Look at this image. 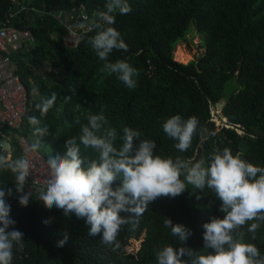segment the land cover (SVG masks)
Listing matches in <instances>:
<instances>
[{"label": "trees", "instance_id": "trees-1", "mask_svg": "<svg viewBox=\"0 0 264 264\" xmlns=\"http://www.w3.org/2000/svg\"><path fill=\"white\" fill-rule=\"evenodd\" d=\"M126 2L131 12L113 13L115 23L111 26L120 32L128 50H113L108 60H125L139 71L134 89L127 88L117 74L100 71L105 61L88 42L95 29L73 27L95 19L94 13L105 10L106 0H0V29L13 27L34 38L17 51L3 52L9 55L13 72L29 98V112L20 129L13 131V138L24 137L30 147L39 139L42 147L35 152L47 162L49 156L64 154L65 141L79 135L89 115L102 112L107 120L104 128L116 130L114 146L118 149L122 128L127 126L141 133L139 139L154 141V155L161 158L181 157L192 164L201 146L207 164L217 150L229 148L234 156L239 154L241 159L264 168V0ZM18 3L21 9L16 12ZM56 12H66L67 20L55 16ZM192 28L202 37L205 53L184 65L176 62L174 52ZM71 30L79 34V43L73 47L66 41ZM232 81L235 83L227 90L230 93L221 109L227 127L204 136L203 128L213 119L212 107L224 99ZM53 93L56 103L41 116L36 105ZM174 115L198 119L191 146L185 152L177 150V141L162 129L163 122ZM31 116L48 127L47 135H34L28 122ZM138 145L139 140L134 141V147ZM3 152L0 148V154L9 161L24 157L17 142L12 144L11 155ZM80 155L85 166L97 159L96 153L83 145ZM14 185V174L0 170V187ZM120 185L117 179L113 190ZM25 191L33 192L27 207L19 205L15 190L12 197H6L11 205L10 218L24 234L23 250L14 246L12 264H156V251L169 245L208 254L211 250L204 248L202 225L210 217L223 219L225 215L212 190L187 185V190L175 198L161 196L150 202L139 216L121 212L128 222L117 236L120 247L114 249V245L102 242V234L90 236L84 219L74 214L66 217L56 207L45 208L34 185L26 182ZM164 219L185 226L192 235L180 242L164 226ZM45 220L49 223H43ZM252 223L260 224L254 234L247 230ZM241 232L242 242L254 244L264 257V221H247L235 230L234 238L240 239ZM64 233L68 239L58 247Z\"/></svg>", "mask_w": 264, "mask_h": 264}, {"label": "clouds", "instance_id": "clouds-1", "mask_svg": "<svg viewBox=\"0 0 264 264\" xmlns=\"http://www.w3.org/2000/svg\"><path fill=\"white\" fill-rule=\"evenodd\" d=\"M104 8L94 13L95 19L73 27L87 31L95 29L96 34L88 42L98 58L105 61L100 71L117 74L127 88L134 89L137 86L134 77L139 71L125 60L114 63L108 60L113 50H128L120 32L111 25L115 23L113 13L126 15L131 12V7L126 0H106ZM84 19L88 20L87 17ZM56 100V93L41 99L36 105L41 116L47 114ZM87 119L88 123L81 126L79 135L65 141L64 154L47 159L49 178L38 197L45 208L56 207L63 210L66 217L74 214L76 218L84 219L90 236L102 234V242L114 245L116 249L120 247L117 236L121 226L128 222L120 216L121 212L139 216L150 202L161 196L175 198L187 190V185L201 191L207 187L221 201L220 211L225 214L223 219L210 217L209 222L202 225L204 248L211 251L198 254L191 249H174L169 245L156 251V264H264L259 249L254 244L242 242V232L240 239L234 238L235 230L247 221H264V168L241 159L239 154L234 156L229 148L217 150L207 164L203 160L189 164L181 157L175 160L161 158L154 155V141L139 139L141 133L127 126L122 128V144L118 149L114 146L116 130L104 128L107 120L102 112L89 115ZM28 122L37 137L48 134V127L42 126L40 118L31 116ZM197 125L195 116L184 120L180 115H174L163 122L162 129L169 138L177 141L174 147L185 152L191 146ZM102 129L103 134H99ZM136 140H139L138 147H134ZM0 143L7 144V140ZM81 145L97 155V159L86 166L80 155ZM41 147L37 139L30 150L35 152ZM0 170L10 171L15 176L14 187H0V264H12L14 246L23 250L24 234L15 228V221L10 218L11 205L6 197H12L15 190L21 207H27L32 200L33 192L25 191L30 175L29 160L19 157L9 161L6 155L0 154ZM117 179L121 180V185L113 190L112 185ZM43 223L47 224L49 220ZM164 226L180 242H186L192 235L190 229L174 225L170 219H164ZM259 227V223H252L247 230L254 234ZM67 239L68 235L64 233V239L57 246L62 247ZM185 256L189 259H183Z\"/></svg>", "mask_w": 264, "mask_h": 264}, {"label": "built area", "instance_id": "built-area-1", "mask_svg": "<svg viewBox=\"0 0 264 264\" xmlns=\"http://www.w3.org/2000/svg\"><path fill=\"white\" fill-rule=\"evenodd\" d=\"M78 38L79 34L71 30L66 40L67 45L73 47L78 44ZM33 41L34 38L29 32L13 27L0 29V141L7 140V144L0 143V148L4 150L3 153L11 155L12 144L17 142V147H21L24 157L29 160L30 175L27 184L41 190L46 186L49 169L44 158L30 150L31 147L24 137L17 141L13 138V131L20 129L23 118L29 112V98L21 79L13 72L9 55L3 53L17 51Z\"/></svg>", "mask_w": 264, "mask_h": 264}, {"label": "rangeland", "instance_id": "rangeland-1", "mask_svg": "<svg viewBox=\"0 0 264 264\" xmlns=\"http://www.w3.org/2000/svg\"><path fill=\"white\" fill-rule=\"evenodd\" d=\"M193 26V25H192ZM205 53V48H203V39L199 36L195 30L192 28L190 33L187 35L186 41H181L178 43L174 57L176 62L188 65L191 62L199 60V58ZM235 81L230 82L228 88H226L224 99L218 103L216 106L212 107V117L215 121V124L218 126V130L226 126V119L222 117L221 109L225 105V102L228 98V94L232 86L234 85ZM242 133V132H240Z\"/></svg>", "mask_w": 264, "mask_h": 264}, {"label": "water", "instance_id": "water-1", "mask_svg": "<svg viewBox=\"0 0 264 264\" xmlns=\"http://www.w3.org/2000/svg\"><path fill=\"white\" fill-rule=\"evenodd\" d=\"M21 9L20 4L18 3L15 6V11L18 12ZM55 16L60 17L62 21H66L67 20V13L66 12H56ZM227 122V121H225ZM227 127V126H224ZM216 131H218V126L215 124L214 121H209L205 127L203 128V135L204 136H210L213 132L215 133ZM203 160L204 161V157H203V149L201 146L198 147L197 149V153L195 158L193 159L192 163H195L197 161Z\"/></svg>", "mask_w": 264, "mask_h": 264}]
</instances>
